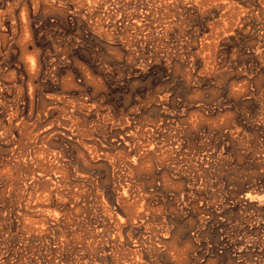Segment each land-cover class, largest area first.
Returning <instances> with one entry per match:
<instances>
[{"label": "rangeland", "instance_id": "rangeland-1", "mask_svg": "<svg viewBox=\"0 0 264 264\" xmlns=\"http://www.w3.org/2000/svg\"><path fill=\"white\" fill-rule=\"evenodd\" d=\"M235 4L0 0V264H264V3Z\"/></svg>", "mask_w": 264, "mask_h": 264}, {"label": "clouds", "instance_id": "clouds-1", "mask_svg": "<svg viewBox=\"0 0 264 264\" xmlns=\"http://www.w3.org/2000/svg\"><path fill=\"white\" fill-rule=\"evenodd\" d=\"M101 0H33V5L39 11L41 3L47 4L50 7L53 5H56L60 9L67 10V6L71 4H75L77 6V12L80 8H87L89 11H91L98 3H100ZM262 3H264V0H261ZM162 3L171 5L173 7H177L180 5H185L188 8H199L201 12L206 11L209 8L214 7L218 3H224L228 4L229 7H233L235 5L236 15L237 16H243L248 11L247 9L240 8L238 4H235V0H162ZM195 10V9H194ZM29 63H34V60L32 58H29ZM146 69V65L142 66ZM111 71V70H109ZM159 77H163V71L159 73ZM151 78H149L148 81L144 83H136L133 85V95H135V89L136 88H143L151 86ZM258 201L260 205H264V195L258 197ZM147 247V246H146ZM156 248H159L161 251L163 250L162 246L157 244ZM243 251V249H242ZM139 259V257H137ZM140 264H144V261H140Z\"/></svg>", "mask_w": 264, "mask_h": 264}]
</instances>
